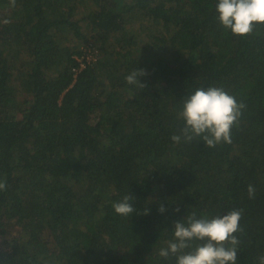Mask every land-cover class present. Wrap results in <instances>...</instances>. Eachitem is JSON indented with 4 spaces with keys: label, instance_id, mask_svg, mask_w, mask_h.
<instances>
[{
    "label": "trees",
    "instance_id": "16d2710c",
    "mask_svg": "<svg viewBox=\"0 0 264 264\" xmlns=\"http://www.w3.org/2000/svg\"><path fill=\"white\" fill-rule=\"evenodd\" d=\"M216 3L0 0V264H176L159 255L176 222L233 208L237 264H257L264 26L234 37ZM135 69L143 88L126 83ZM212 85L246 105L232 143L174 144L184 99Z\"/></svg>",
    "mask_w": 264,
    "mask_h": 264
},
{
    "label": "clouds",
    "instance_id": "9594fccd",
    "mask_svg": "<svg viewBox=\"0 0 264 264\" xmlns=\"http://www.w3.org/2000/svg\"><path fill=\"white\" fill-rule=\"evenodd\" d=\"M10 3L14 6L15 0H10ZM215 13L218 23L234 37L245 38L257 26H264V0H217ZM145 74L143 70L135 69L125 77L126 83L143 88L138 77ZM245 107L242 101L222 87H198L184 99L178 113L183 127L172 134L170 140L178 144L199 138L208 148L231 144L232 129L238 124ZM6 190V180H0V192ZM246 192L248 198L253 199L255 186L249 184ZM131 200L130 196L125 195L113 203L115 214L131 216L135 211ZM158 211L163 213L165 209ZM242 218L243 209L236 208L212 218H197L193 212L183 222L175 223L173 239L167 247L160 249L159 255L165 259L175 257L176 264H237L241 244L238 234L243 232L240 225ZM193 241L199 242L194 248ZM185 249L191 250L186 252ZM257 264H264V254L257 257Z\"/></svg>",
    "mask_w": 264,
    "mask_h": 264
},
{
    "label": "built area",
    "instance_id": "2783aa9c",
    "mask_svg": "<svg viewBox=\"0 0 264 264\" xmlns=\"http://www.w3.org/2000/svg\"><path fill=\"white\" fill-rule=\"evenodd\" d=\"M87 52H90V50L88 49ZM90 58H91L90 55H87L86 59L88 60V59H90ZM77 60H78V61H81V59H79V58H77ZM81 66H82V65H81Z\"/></svg>",
    "mask_w": 264,
    "mask_h": 264
}]
</instances>
